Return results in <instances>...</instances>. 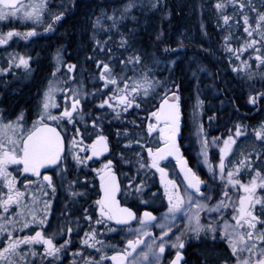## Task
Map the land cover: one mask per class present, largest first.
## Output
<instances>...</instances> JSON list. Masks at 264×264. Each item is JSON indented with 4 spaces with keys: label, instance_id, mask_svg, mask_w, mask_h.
<instances>
[{
    "label": "rangeland",
    "instance_id": "1",
    "mask_svg": "<svg viewBox=\"0 0 264 264\" xmlns=\"http://www.w3.org/2000/svg\"><path fill=\"white\" fill-rule=\"evenodd\" d=\"M73 1L76 3L74 4ZM79 1L82 0H46V7L39 19L35 17L28 19L24 18V12L30 11L26 6L38 2V0H26L23 3L25 7L20 8L16 16H9L0 23L7 25L11 23L15 26L19 22L20 28H23V30L35 28L38 33L44 36V30L53 21L54 17L60 15L63 11L71 10L74 5L77 6ZM112 2L111 0L105 7L96 5V11L92 16L93 22L90 23V26L95 28L94 33L91 34L92 47L99 53V62L97 63L99 82L97 84L100 98L103 95V98L107 101V103L103 101L101 105L107 109L114 108L116 112L124 105L120 102L121 97L127 98L128 101H130L131 95L134 96L135 94L147 98L150 96L151 98L157 93V97H159L162 94L160 88H164L166 94L163 98H159V109L152 111L159 112L165 99L172 101L173 93L179 97L178 102L180 104L179 80L170 79V73L175 63L183 58V69L187 73L186 78L192 84V96L187 111L188 127L182 129L181 145L195 172L201 178L203 186V189L196 193L200 195V200L196 199L191 208L199 215L205 211L210 213V222H199L200 231H195L197 220L196 222H165L162 237L165 244L163 254L159 253V222L151 223L150 227L155 229L157 234L154 238L147 239L145 248H139L136 255L139 256L141 255L140 251H145L148 253L147 264H162L168 258L166 253L171 252L173 254L181 249L171 247L172 244L179 245L182 241L189 252V245L194 247L198 244L201 247L208 246L211 249L213 242L217 243V240H224L231 253L230 263L224 260L226 264H237L238 260L241 262L249 260L250 264H255L256 260L259 259L257 252L260 241L256 242L257 250L255 254L248 251H238L236 255H233L229 238L225 235V224L229 226L236 225L234 217L239 216L242 197L251 196L252 200L264 201V191H257L260 188L261 180L256 178L257 171L260 174L262 172L261 176L264 177V139L256 136V131L260 130L261 127L257 124L251 125L248 121L249 117L244 116V113L237 114L235 119L228 120V118L224 119L223 116L218 117L219 112L214 109L220 110L225 105L224 100L220 99L221 91H219V87L222 88L228 85L232 88L236 84L235 81L242 82L248 88L247 102L252 106L251 114L258 113L262 103L264 104V95H261L264 94V62H262L264 61V39L260 35L261 32H264V22L258 20V13L264 12V0H250V3L249 0H186V6L190 11L181 23L178 21L171 22V9L167 0H122L119 5ZM241 2L245 4L243 9L239 7ZM217 3H222L225 6L222 9H217ZM129 5L131 7H128ZM259 5H262L261 9H259ZM253 9L255 11H252ZM5 11L10 10L6 9ZM133 15L138 16V20L143 21V24H148L147 28H149L152 36L149 47L150 50H153L150 51V54L148 53L149 55L146 53L148 46L140 45L139 42L137 44L133 33L130 34L131 38H134V41L131 42L135 45L130 44L131 48L129 49V43L131 42L128 33L130 31H124L122 26L129 24L131 17L134 19ZM225 16L230 17L227 24L224 22ZM244 16L249 17L247 25L244 23ZM140 17L142 19H139ZM210 23L214 25L216 35H211L208 28ZM173 27H178V33L168 34V31ZM245 27L256 30L253 31L252 36H249L244 30ZM57 36L59 37V34L53 36L57 40L53 42L52 46L49 45V48L47 46L38 48L39 46H37L34 56L31 58L32 60L26 50L20 53L19 58L28 59L29 67L27 69L23 66L17 67V64L14 63L13 66L17 75L14 73L12 81L16 83L17 89L13 90L9 97L10 104H8L3 93L0 94V123L13 125L18 123L19 125L18 131L15 133L9 131L8 133L14 139H22L25 133L42 122L58 124L64 131L69 132L70 139L75 140L78 138H75V135L71 133L70 124L82 117L85 118L80 103L82 104L87 99V84L85 78L77 73L75 65L66 64L64 51ZM174 39L177 45H190V48L183 54H180L181 51L171 54L167 45L172 44L171 41H174ZM122 41H124L123 44ZM252 41H256V43L252 47H248L247 45ZM159 42L163 43L161 47L163 51L160 54L157 51V54L155 50L159 48ZM199 47L202 49H199ZM22 48L26 49L24 46ZM175 50L182 49L178 47ZM110 51H114L113 57L110 56ZM168 54L169 56L166 57ZM207 55L209 56L208 60L206 59ZM10 56L11 54L5 49V59L10 58ZM135 57H139V62L133 59L129 63V59ZM257 57L261 59L258 60ZM110 58H114V61H109ZM30 61L33 62L30 64ZM214 62L215 64L212 65ZM4 63L6 64V61ZM4 63L0 64L5 65ZM103 64L109 65L112 70L110 78H114L117 83H107L106 80L100 78ZM98 65L100 66L98 67ZM8 83L5 82V79L3 81L0 79V86L6 87ZM50 85L53 89L51 103L56 105L48 109V114L51 116L61 117L65 110L71 111L72 104L79 100L77 111L73 112L71 121L67 117L52 120L46 116L41 121L45 93L49 91ZM133 88H137V91H133ZM108 89L116 91L113 96L109 95V98L107 95ZM17 90H19V93L15 94ZM145 90L147 95H145ZM251 98H256L255 104L250 102ZM18 118L20 119L18 120ZM87 123L88 127L94 128L93 131L95 130L96 133L98 126L95 129L94 119L92 118ZM150 125H155V129L150 144H145L148 149L146 162L143 163L144 166L136 164L137 160L135 159L136 151L138 152L144 144L133 141L130 145L126 144V146L124 144L122 146L128 150V156L132 157L129 160L131 166L127 168L130 171L123 170V178L126 187L128 185V189L131 188L133 193L138 196H146L145 193L148 192V194H152V191L148 188H156L157 185L169 203V195L175 196L177 189L186 187V184L171 161L158 162L159 169H163V174L158 168L151 167L152 156L149 155V149L152 150L153 154H156L158 149H165V137L168 135V131L165 129L164 133L161 132V129L165 128V124L163 121L158 122L153 115L151 116ZM238 126L242 135L237 137ZM96 134L99 137L102 136L99 130ZM230 136L235 143L230 145L226 153L222 152L221 149L225 148L224 142ZM11 149L12 145H8V150L11 151ZM19 149L18 145L16 156L23 155L21 149L20 151ZM117 153L126 155L120 148H118ZM222 157L223 171L220 169ZM108 164V162L103 163L101 170L103 171L105 165ZM235 164H237V168ZM111 166L113 165L111 164ZM231 166H234L233 171L228 170ZM229 172L233 173L232 180L239 181L238 184L230 182ZM241 172L247 173L248 176L246 178L241 176ZM254 178H256L257 183L256 191L254 193L245 192L243 186H251ZM168 181H173L175 187ZM214 183L222 184L220 197H214L213 195L216 189ZM225 193H227V196H225ZM207 196H210V200L207 199ZM221 201L224 205H227L228 216H225L223 206L216 210ZM248 204L249 201L245 199V205L248 206ZM198 205H207V207H198ZM210 209L212 210L210 211ZM250 210L256 216H258L257 210H260L264 215L261 204H256ZM191 218L190 216V221L193 220ZM260 219H263V217H260ZM257 229L264 231V227L259 224ZM227 231L232 233V228L229 227ZM239 231L245 233L254 230L245 226ZM165 232H167L166 236L164 235ZM144 233L141 223L136 222L132 226V241L140 239ZM177 237H180V241L177 240ZM250 243L247 246H250ZM238 247H245V245H238ZM153 253L159 255V260L156 259ZM191 253L192 251L189 253L190 260H192ZM216 260L219 262L221 259L217 256Z\"/></svg>",
    "mask_w": 264,
    "mask_h": 264
},
{
    "label": "flooded vegetation",
    "instance_id": "2",
    "mask_svg": "<svg viewBox=\"0 0 264 264\" xmlns=\"http://www.w3.org/2000/svg\"><path fill=\"white\" fill-rule=\"evenodd\" d=\"M24 2L26 0L18 2V7L19 3ZM76 8L77 6L74 5L71 10L61 12L63 13L61 19L58 21L53 19L49 24L52 26L51 30H48V25L44 30V36L38 33V30H35V28L23 30V28H20L19 22L15 26L11 23L8 25L0 23V36H5L8 32L21 34L13 36L6 44H0V63L6 61L5 65L0 64V79L2 81L5 79L6 83L11 80L6 87L0 86V90L3 91H0V94L3 93L8 104H10L9 97L13 93V90L17 89L16 83L12 81L14 73L17 75L13 65L14 63H19L20 53L26 50L31 59L37 46H39L38 48L52 46L53 42L57 40L53 37L55 34H59V37H57L64 51L66 64L71 63L76 66L77 73L82 78H85L88 93L87 99L82 104L80 103V108L85 113V118L82 117L80 120H75V122L70 124L71 133L75 135V138H78L75 140L70 139L67 130L64 131L58 124L51 122L37 124L22 137V139H25L28 134L43 123L57 126L63 136V154L57 165L50 169H42L39 171V175H37L34 172H25L23 162L9 163L6 166L7 177L0 176V201L7 199L9 181L14 183L13 194L16 191L24 193L20 199V203L18 205H11L8 212L5 213L3 207L0 206V216L4 218L0 220V223H5L7 220L14 222L13 224H6L7 231L0 233V249L9 243V233H11L13 239H23L26 236L34 237L37 232H40L43 239L52 240V245L55 248H59V252L54 256H47L45 249L48 245L44 244L43 241L40 243L34 242L30 245L21 244L18 251L21 255L25 256V259L19 262V258L16 257L18 264H88L89 261H99V264H118V261L112 260L111 257L123 255L126 250L131 252V255L123 261V264H147V260H144L142 255L137 256L136 254L139 252V248H145L147 239L154 238L157 234L156 230L150 227L151 223L159 222L160 245L164 241L162 238L164 228L161 226L165 222H196L197 216L199 217V222H210V213L205 211L199 215V213L197 214L192 210L191 206L195 204L194 201L196 199L200 200V195L189 189L187 185L184 188L177 189L175 194L178 193L184 199V203L178 210L179 212L172 213L169 212L170 203L167 202V198L158 186L156 188H148V190L152 191V194H148V192L145 193L146 196H138L133 193L131 188L128 189V185L126 187L123 170L126 171L125 169L131 166L129 160L132 157L128 156V150L122 146L124 144L130 145L133 141L144 144L135 154L136 164L144 166L143 163L146 162L148 149L146 145L150 144V140L154 135L153 131L150 133L148 130L152 116L151 113L154 112L152 110L159 109V97H157V93L151 97H155L154 108H152V100H149L150 96L147 98L146 96H138L137 94L134 96L130 94V107L124 104L116 112L114 108L107 109L104 106L100 108L105 98H103V95L100 98L97 84L99 82V71L97 69L99 53L92 47L91 39V34L94 33L95 28L90 25H82V13H78ZM92 16L88 18L87 23L93 22ZM75 24L78 29L74 31L75 27L73 28V25ZM28 32H34L35 35L25 38L24 34ZM39 43L41 44L37 45ZM22 46L26 47V49L22 48ZM5 49L11 54L10 58L5 59ZM109 54L110 56H114V51H110ZM109 61H114V58H110ZM32 62L30 61V64ZM110 89H108L107 93L108 98L109 95L113 96V93L116 92ZM18 93L19 90L15 92V94ZM179 113L182 123L183 116L180 108ZM92 118L96 124L95 129L98 126L96 133L99 130L101 132L100 135L106 138L102 143L98 142L99 135L95 133V130L93 131L94 128L88 127L87 122ZM120 120H123L122 124L117 123ZM110 131L114 132L113 136L109 134ZM117 133H119L118 136H116ZM180 137L178 138V146L190 165L191 161L183 151ZM94 146L95 151L98 153L97 155L93 154ZM19 147L21 149L22 144ZM118 148L126 155L118 154ZM163 155L165 158L160 159L158 162L171 161L178 170L175 161L170 157V154H167V150ZM21 157L22 155L16 156L18 160ZM116 159L118 160L115 161ZM110 161L113 166L111 168L105 167L102 171L101 168L103 166L101 167V165ZM191 167L195 172L194 167ZM127 171L130 170L127 169ZM112 172L117 174L120 183L118 196L120 205L133 210L136 214L133 223L118 226L113 220L101 216V205L97 203V201L101 200L100 183ZM195 174L201 181L198 174L196 172ZM45 176L51 177V186H49L48 181L44 180ZM201 189H203V186H201ZM257 191H264V187H260ZM73 193L76 195H73ZM190 193L193 194L191 204L188 201ZM207 199L210 200V196ZM224 209L225 216H228L227 208L224 207ZM33 212L35 215H32ZM145 212L151 213L156 219L141 225V228H144L145 233H148V235L144 233L141 236L140 240L143 243L138 245L133 252L128 247V241H132V226L144 218ZM256 212L258 216L263 217L261 220H264V215H262L260 210ZM190 216L193 219L192 221L189 219ZM40 221H44V223L41 224ZM97 221L102 222L97 223ZM25 223L28 224L26 228L23 227ZM92 232L95 233V240H89V243L100 242L96 243L95 248L83 243L87 238L86 233ZM66 241L67 243H65ZM61 245H64V247H61ZM261 248H264V241L258 243V249ZM178 251L184 255L183 264H190L188 262L190 255L185 246ZM33 252L36 254L32 255ZM140 253L146 252L140 251ZM175 253L177 251L173 254L171 252L166 253L168 258L162 264H168ZM257 253L259 254V250ZM101 256L106 257V259L101 261ZM258 257L260 258V254Z\"/></svg>",
    "mask_w": 264,
    "mask_h": 264
},
{
    "label": "snow or ice",
    "instance_id": "3",
    "mask_svg": "<svg viewBox=\"0 0 264 264\" xmlns=\"http://www.w3.org/2000/svg\"><path fill=\"white\" fill-rule=\"evenodd\" d=\"M250 3V0H249ZM225 5L222 3H217L216 8L222 9ZM25 7L23 3H19L18 7V0H0V21H3L7 19L9 16H16L17 12L20 10V8ZM30 9V11L24 12V18L31 19L35 17L36 19H39L42 11L46 7V0H38V2L30 3L26 6ZM128 7H131L129 5ZM239 7L243 9L245 7V4L243 2L239 3ZM6 9H9L10 11H5ZM127 10V9H125ZM255 11V9H253ZM63 13L60 15H57L54 17L55 21H58L61 19ZM230 17L225 16L224 22L225 24L228 23ZM245 25L249 23V17L244 16L243 17ZM258 20L260 22H264V12L258 13ZM51 25H49L48 30H51ZM259 27V25H258ZM245 32L248 33L249 36H252L253 31L256 29L250 30L249 27H245ZM21 35L17 32H8L5 36H0V44H6L9 39H11L13 36ZM25 35V38L28 36L35 35L34 32H28ZM261 38L264 39V32L260 33ZM227 40V37L225 38ZM124 41H122V44ZM256 41H252L247 46L252 47ZM228 51H232L231 49H227ZM135 59L136 62H139V57L130 58L129 63L132 62V60ZM258 60H260V57H257ZM264 62V61H262ZM23 66L25 69L29 67V61L28 59H25L23 57L19 58V63L17 64V67ZM100 65H98L99 67ZM112 74V70L109 67L108 64H103V71L101 72V79L106 80L107 83L115 84L117 81L114 78H110ZM52 87L50 85L49 91L45 93V101L43 103V109L41 113V121L45 118V116L48 119L56 120L61 119L64 117H67L69 121H71L73 112L77 111L79 100H76L71 107V111L65 110L61 117L51 116L48 114L49 107H55L56 105L51 103V97H52ZM133 91H137V88H133ZM145 95H147V91L145 90ZM264 95V94H261ZM171 99L173 101H176L174 103H169L167 99H165L164 104L161 105V108L159 112H153L152 115L156 117V120L163 121L165 124V128L161 129V132L164 133L165 129L168 131V135L165 137L166 139V149H158L156 154L152 153V150L149 149V155L152 156V164L151 167L158 168L159 171L163 174V169H159L158 161L160 159H164V153L167 150V154H173V152L178 151V147L175 143V136L179 131V97L173 93ZM120 102L127 104L128 107L131 106V102L127 100L125 97L120 98ZM250 102L255 104L256 98H251ZM107 103V101H105ZM103 105H101L102 107ZM126 110V109H125ZM20 118H18L19 120ZM19 125L18 123L16 125L13 124H2L0 123V176L7 177L6 172V166L9 163H20L23 162L24 164V171L25 172H34L37 175H39V168L42 167L44 164H56L57 161L60 159V153L63 150L62 147V140L59 137V133L56 132V129L49 128L45 126L43 129H37L36 131L30 133L27 135L26 139H14L13 136H10L8 133L9 131L15 133L18 131ZM155 129V125H149V132L151 133ZM242 135V132L237 127L236 136ZM257 138L264 139V123L261 125V129L256 131ZM105 137L101 136L99 137L98 142H104ZM75 143V141H73ZM232 143H235L233 138L230 136L228 140L224 142L225 148L221 149L222 152H225L229 150L230 145ZM22 144L21 151L23 153L20 160L16 158V150L17 146ZM8 145H12L11 151L8 150ZM106 150V149H105ZM94 155H97L98 153L95 151L94 146ZM243 163V162H241ZM106 168L111 167V161L108 165H105ZM250 167V165H249ZM220 169L223 171L224 164H223V157L221 158L220 163ZM238 171V170H237ZM188 173L191 174V178H189L188 175L185 176V179H188V188L194 189L196 193L200 192V184L202 181L199 180L198 177L195 176L194 173H191V169L187 170ZM229 180L233 184H238L239 181L232 180L233 173H228ZM256 178H259L261 180L260 187H264V177L261 176L260 172L256 173ZM256 178H254L251 182V186H243L244 191L247 193H254L257 188ZM103 179V178H102ZM114 179V177H113ZM45 181H48L49 186H51V177L45 176ZM168 183L172 184L173 187H175V184L173 181H168ZM9 186V194L7 196V199L0 201V206L3 207V211L6 213L9 211V207L13 204L18 205L20 203L21 197H23L24 193L16 191L13 194L14 189V183L12 181L8 182ZM114 191L115 189L112 188L110 190L109 187H105V198L101 201H97L98 204L101 205V216L107 217L109 220L115 219L118 224H127L130 220L135 219L134 213H132L128 209H120V208H114ZM73 195H76L73 193ZM192 195L189 194L188 201L189 204L192 202ZM203 195V194H201ZM225 196H227V193H225ZM245 199L249 201L248 206L245 205ZM175 201V202H173ZM169 203L171 207L169 208V212H175L178 211L181 207V205L184 203V199L179 196V194L169 195ZM256 204L262 205V211H264V201H261L259 199L252 200L251 196H248L247 198L242 197L240 200V208H239V216L234 217L236 220V225L229 226L225 224V235L229 238V242L231 245L232 253L233 255H236L237 252H243L248 251L249 253H256L257 250V243L259 241H264V231L258 230L257 225L264 226V220H261L260 217L253 214V212L250 210L251 207H254ZM227 207V205L223 204V201L220 202V205L217 206L216 210H219V207ZM47 207V206H46ZM198 207H207V205H198ZM212 209H210L211 211ZM20 215V214H17ZM32 215H35L33 212ZM4 218L0 216V220H3ZM156 218L152 216L151 213L145 212L144 218L140 221L141 225H144L148 221L155 220ZM197 220V228L195 231H200L201 226L199 225V217H196ZM102 221H97V223H101ZM14 222L11 220L5 221V223H0V233H4L7 231L6 224H13ZM41 224L44 223V221H40ZM247 227L248 229H252L254 231H247L245 233H241L239 229ZM23 227H28V224H23ZM163 227V226H161ZM209 227H211L209 225ZM231 227L232 233L235 235L233 236L232 233H229L227 229ZM70 231V230H69ZM170 231V229H169ZM145 235H148V233H145ZM164 235H167V232L164 233ZM86 239L83 241L84 244L95 248L96 243H100L99 241H96V243H89V240H95V233H86ZM177 240L180 241V237H177ZM43 241L44 244L48 245V247L45 249V253L47 256H54L56 253L59 252V248H55L52 245L51 239H43L42 233L37 232L34 237H24L23 239H13L11 237V233H9V243L7 246L0 249V264H18V261L16 257L19 258V262H22L25 259L24 255H21L18 251L21 244L24 245H30L32 243H40ZM251 242V243H250ZM67 243V241L65 242ZM143 241L140 239H137L136 241H128V247L132 249L134 252L138 245L142 244ZM155 243V241H153ZM250 246H247L249 245ZM238 245H245V247H238ZM61 247H64V245H61ZM171 247L173 248H183L184 244L182 241H180L179 245L172 244ZM99 251V249H98ZM165 251V244L161 243L159 245V253L163 254ZM36 253H32V255H35ZM260 258L256 260L255 264H264V248L259 249ZM131 255V252H128L127 250L124 252L123 255L119 256H113L111 257L112 260L118 261V264H123V261ZM142 258L144 260L148 259V253H142ZM154 256H156V259L159 260V255L156 253H153ZM101 261L106 259V257L101 256ZM182 259L181 253L177 251L176 257L173 261H171V264H179V261ZM88 264H99V261L93 262L89 261ZM237 264H250L249 260L239 261Z\"/></svg>",
    "mask_w": 264,
    "mask_h": 264
},
{
    "label": "trees",
    "instance_id": "4",
    "mask_svg": "<svg viewBox=\"0 0 264 264\" xmlns=\"http://www.w3.org/2000/svg\"><path fill=\"white\" fill-rule=\"evenodd\" d=\"M112 1H113L112 3H115L116 5H119L122 2V0H112ZM185 1L186 0H167V3L171 9L170 10V13L172 15L171 22L173 21V23H174V22L178 21L181 23L186 18V16L189 15L188 12L190 11V9L186 6ZM110 2H111V0H89L87 2L85 0L79 1L77 4L76 11L78 13L79 12L82 13V21H83L82 25L83 26H89L90 25V23H87V20L89 17H91L93 15V13H94L93 11H96L95 10L97 7L96 5H98V7H105L106 4H109ZM107 6L109 7L110 5H107ZM261 6L262 5H259V9H261ZM136 13H137V11H136ZM76 15H77V13H76ZM135 15H137V14H135ZM135 15H133L134 19H132V17H131V19H130L131 22L129 24H125L122 26V29L124 31H130L128 33V35L130 37V42L131 41L133 42L134 41L133 37H135L137 44L139 42V43H141L140 45H143V46L145 45L146 47L148 46L146 53L150 54L151 53L150 51H153V50H150V47H149L150 42L152 40V38H151L152 36H151V32H150L149 28H147L148 24L147 25L143 24V21L142 22H141V20L139 21L138 16H135ZM139 19H142V17H140ZM82 25H80V26H82ZM240 25H241V23H240ZM74 27H75L74 31L76 29H78L76 24L73 25V28ZM208 28L211 32V35L217 34L216 29L214 28L213 24L210 23ZM178 30H179L178 27H173L171 30L168 31V34L171 33V35H174V34L178 33ZM68 32H70V31H68ZM132 33H133V37L131 38L130 34H132ZM125 35H127V34H125ZM132 42L129 43V49L131 48L130 44L132 46L135 45V44H132ZM171 42H172V44L167 45L169 47L168 49H169L171 54H174L175 52H180V51H181L180 54H183L184 52L187 51L188 48H190L189 47L190 45H182V46L177 45L175 39H174V41H171ZM162 44H163L162 42H159V46H158L159 48H157L155 50L156 52L158 51L159 54L161 53V51H163V50H161ZM178 47H181L182 50H175V48H178ZM199 49H202V48L199 47ZM158 52H157V54H158ZM147 54H146V56H147ZM168 56H169V54L166 57H168ZM206 59L207 60L209 59L208 55L206 56ZM183 63H184L183 58H180V60H178L175 63L174 68L170 73V79H172L174 81L179 80L178 86H179V91L181 94L180 105H181V112H182V116H183V118H182V129L184 130L188 127L187 126L188 125L187 124L188 123L187 111H188V107H189L191 96H192V89H191L192 84L186 78L187 73L184 72ZM214 64H215V62L212 65H214ZM235 82H236V84L232 88L229 87L228 85L223 86L222 88L219 87V89H220L219 91H221L220 99L224 100L225 105L220 110L214 109L215 111L219 112L218 117L223 116L224 119L228 118V120H232V119L236 118L235 116L237 114H243L244 113V116L249 117L248 121L251 125L257 124L261 127L262 123H264V104L262 103L258 113L254 114V115L251 114L252 113V106L247 102L248 88L244 84H242V82H239V81H235ZM237 83L239 84V86ZM159 90H160V93H162L159 95V98H163V96L166 94L165 90H164V88H160ZM258 99H260V98H258ZM149 100H152L151 103L153 105L155 97L149 98ZM149 100H148V102H149ZM154 107H155V105H153L152 108H154ZM117 123L122 124L123 120H120ZM109 134L111 136H113L114 132L110 131ZM118 135H119V133L116 134V136H118ZM180 139H181V137H180ZM190 165L193 166L191 162H190ZM235 165L237 168V164H235ZM234 166H231V168H229L228 170L233 171ZM241 176L246 178V176H248V175L245 172H241ZM221 185L222 184H220V183L215 184L216 189L213 192L214 197H220L221 196V194H222L221 189H220ZM156 187H157V185H156ZM216 242L217 243L213 242V246L211 249L208 248V246L201 247L198 244H197V246H194V247L189 245V247H188L189 253L192 251V253H191L192 260L189 259L190 264H224L225 262H229L231 253L228 249L229 248L228 245L224 242V240H221V241L217 240ZM216 255L221 259L220 261H223V262H220V261L218 262L216 260V258H217ZM224 260H225V262H224Z\"/></svg>",
    "mask_w": 264,
    "mask_h": 264
},
{
    "label": "water",
    "instance_id": "5",
    "mask_svg": "<svg viewBox=\"0 0 264 264\" xmlns=\"http://www.w3.org/2000/svg\"><path fill=\"white\" fill-rule=\"evenodd\" d=\"M23 0H18V2H21ZM165 101V100H164ZM169 103H174L176 101H168ZM164 104V103H163ZM45 126L49 127V128H54L56 129V132L59 133V137L60 139L62 140V147H63V136L59 130V128L53 124H50V123H43V124H40L37 128H35L32 132L36 131L37 129H43ZM31 132V133H32ZM181 135V121H180V113H179V131L178 133L176 134L175 136V143L178 147V151L177 152H173V154H170V157L175 161L176 165H177V168L181 174V176L183 177V180L185 181L186 185L188 186V179H185V176L188 175L189 178H191V174L187 172L188 169H191V173H194V170L193 168L189 165L187 159L182 155V151L181 149L179 148L178 146V138L180 137ZM27 138V137H26ZM25 138V139H26ZM164 148L166 149V145L164 146ZM63 154V150L61 151L60 153V157L61 155ZM60 160V159H59ZM59 160L57 161V163L59 162ZM56 164H44L42 167L39 168V171L40 170H46V169H50L52 167H54ZM195 176L197 177V175L195 174ZM114 177V179H113ZM202 184H200V188H201ZM105 187H109L110 190L112 188L115 189L114 191V204H113V207L114 208H120V209H128L130 210L132 213H134L135 215V218H136V214L133 210L129 209V208H126L124 206H121L120 205V201L118 199V196H119V192H120V183H119V180H118V176L115 172H112V173H109L100 183V191H101V200H103L105 198ZM193 191H195L194 189H192ZM100 200V201H101ZM135 219H132L130 220L128 223H133ZM113 222L118 225V226H121V225H125V224H118L116 222L115 219H113ZM127 223V224H128ZM181 253V256H182V259L179 261V264H183V261H184V255L182 252ZM176 257V253L173 255L172 259L169 261L168 264H171V261H173Z\"/></svg>",
    "mask_w": 264,
    "mask_h": 264
}]
</instances>
